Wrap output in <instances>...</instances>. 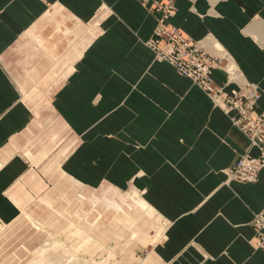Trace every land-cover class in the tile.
<instances>
[{"label":"crops","instance_id":"obj_1","mask_svg":"<svg viewBox=\"0 0 264 264\" xmlns=\"http://www.w3.org/2000/svg\"><path fill=\"white\" fill-rule=\"evenodd\" d=\"M175 3L172 22L196 40L212 32L259 86L264 111V0ZM156 24L145 0H0V228L97 192L94 211H61V239L78 257L85 247L115 255L123 240L151 243L138 264H264L253 245L264 169L256 182L226 173L258 148L192 79L155 60ZM213 76L226 84L225 72ZM122 203L133 213L118 216ZM146 214L167 226L148 235Z\"/></svg>","mask_w":264,"mask_h":264},{"label":"built area","instance_id":"obj_2","mask_svg":"<svg viewBox=\"0 0 264 264\" xmlns=\"http://www.w3.org/2000/svg\"><path fill=\"white\" fill-rule=\"evenodd\" d=\"M145 2H151L153 12L157 14V24L148 41L156 59L172 64L181 74L192 79L230 114L233 122L249 138L251 147L258 148V154L254 155L248 150L226 170L229 179L256 182L264 169V111H255L259 90L254 85H248L227 91L225 86L231 83L229 78L226 84L217 85L213 76L218 66L217 58L172 22L177 13L174 0ZM253 225L256 245L264 249V209L255 214Z\"/></svg>","mask_w":264,"mask_h":264},{"label":"rangeland","instance_id":"obj_3","mask_svg":"<svg viewBox=\"0 0 264 264\" xmlns=\"http://www.w3.org/2000/svg\"><path fill=\"white\" fill-rule=\"evenodd\" d=\"M175 2V0H174ZM176 4V3H175ZM177 6V5H176ZM178 10V8H177ZM191 37V36H189ZM255 39L258 38L257 34H254ZM194 39L193 37H191ZM200 46L205 48L208 52H210L213 56L217 58V68L223 72H225L227 79L229 78L231 80V83H236L235 88H240L241 86H248V85H254L256 88L259 89V86L249 81V79L244 75L242 69L238 65L239 62L235 60L234 56L228 51V49L212 34V32H209L206 34L202 39L196 40L194 39ZM210 41V42H209ZM215 41L222 44V49L219 50V46L216 45ZM212 42V43H211ZM215 44V45H214ZM218 48V49H217ZM219 51H217V50ZM221 52V53H220ZM155 60L156 57H155ZM235 63L237 65L236 72L231 70V68L228 65L229 63ZM230 83V84H231ZM260 90V89H259ZM260 92V91H259ZM214 106L219 107L216 102L213 100V98L207 94ZM261 95V94H260ZM220 108V107H219ZM222 109V108H221ZM224 111V110H223ZM225 112V111H224ZM228 114V113H226ZM230 117V115L228 114ZM231 118V117H230ZM232 120V119H231ZM233 121V120H232ZM133 190H126L124 191V195H127L131 193ZM88 195L89 192L87 191ZM101 195V193H90V199L93 196ZM86 200L84 202H81L80 200H73L72 203H68V200H60V203L58 206H52L50 204L47 205V207L42 211L41 214H35L33 212H29L27 214L22 215L20 219H18L15 223H13L10 226H5L3 228H0V264L2 263H9V264H32V262L35 261L37 255L34 252V250L41 246L45 242H50L53 240H61L63 243V247L69 246L72 247L70 243L64 242L62 238L65 237L66 232L63 230L65 226L70 224L69 222V215L66 214L63 211V209H70L72 211H75L77 209H84L87 211H94V204L91 202V200ZM123 210L117 214L118 216H122L125 212L133 213L134 209L129 207L127 204H123ZM90 212V213H91ZM94 212L91 215H95ZM102 217H104V214H101ZM35 217L38 221L44 222L43 224L58 230V233L60 234H54L49 233L47 234L45 229L37 228L31 217ZM148 219L147 226L145 227V232L148 235H155L157 226H161V224H164L167 226V222L164 220L157 219V217H151L147 214L144 215V219ZM77 224H81V222H84L83 220H77ZM52 224V225H50ZM107 224L110 225H117L115 220H108ZM64 235V236H63ZM52 239V240H51ZM124 244V250H121L119 247V250L117 254L109 256L108 251H101L100 253L97 252L95 254L85 253V248H82L81 251H79L80 255V263L82 264H138L139 260L136 262H132L133 257H146V251L147 248L151 245L149 242H142V241H136L132 242L130 245H126L124 241H120V245ZM66 245V246H65ZM112 247L116 246V243L113 241L111 244ZM52 251V253H51ZM50 253H54V249L50 250ZM48 253V254H50ZM54 253L53 255H55ZM134 254V256L132 255ZM49 258L50 255H49ZM52 259L56 260V257ZM51 259V260H52ZM52 260V261H53ZM83 260V261H82ZM55 264L57 262L53 261ZM52 263V262H51Z\"/></svg>","mask_w":264,"mask_h":264},{"label":"bare ground","instance_id":"obj_4","mask_svg":"<svg viewBox=\"0 0 264 264\" xmlns=\"http://www.w3.org/2000/svg\"><path fill=\"white\" fill-rule=\"evenodd\" d=\"M210 42V41H209ZM212 43V42H211ZM215 43H216V45L217 46H219V50H221L222 49V45L219 43V42H217V41H215ZM215 45V44H214ZM218 49V48H217ZM216 49V50H217ZM218 51V50H217ZM219 52V51H218ZM221 53V52H220ZM156 57V56H155ZM163 62H166V61H163ZM226 66H229L230 68H231V70L233 71H235L236 72V68L235 67H237V65H235V63H229L228 65H226ZM258 89V88H257ZM259 90V89H258ZM260 91V90H259ZM260 97H261V95H260ZM260 97H259V99H260ZM258 99V100H259ZM256 104H258V101H257V103ZM223 110V109H222ZM230 115V114H229ZM233 122V121H232ZM234 123V122H233ZM235 124V123H234ZM235 126H237L236 124H235ZM238 127V126H237ZM239 128V127H238ZM240 129V128H239ZM241 130V129H240ZM251 148H253V147H251ZM227 173V172H226ZM227 176H228V174H227ZM229 181H231L230 179H229V177H227V182H229ZM162 228V227H161ZM52 240V239H51ZM57 240H55L54 242H47L46 244H44L38 251H37V253H36V255H37V257H36V259H35V261L34 262H32V264H53L54 262L53 261H55V262H57L56 264H82V263H79V258L80 257H78V255H76V254H74V253H71L70 251L68 252V251H66V248L68 249V246L65 248V247H63L62 245V243H59V242H56ZM253 245H254V247L255 248H258L257 247V245H256V236L254 237V239H253ZM66 246V245H65ZM52 249H54V253H56L55 255H53V254H51L50 253V250H52ZM52 252V251H51ZM48 253H50V254H48ZM49 255H50V257L51 258H49ZM52 256H53V258H55L56 257V260L54 259H52ZM53 261H52V260ZM83 261V260H82ZM52 262V263H51ZM55 264V263H54Z\"/></svg>","mask_w":264,"mask_h":264}]
</instances>
